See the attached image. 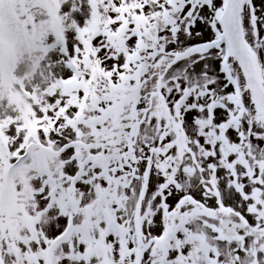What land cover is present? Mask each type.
I'll return each mask as SVG.
<instances>
[{
  "label": "snow or ice",
  "instance_id": "6c2138e0",
  "mask_svg": "<svg viewBox=\"0 0 264 264\" xmlns=\"http://www.w3.org/2000/svg\"><path fill=\"white\" fill-rule=\"evenodd\" d=\"M11 2L55 43L0 82V264H264V0Z\"/></svg>",
  "mask_w": 264,
  "mask_h": 264
},
{
  "label": "clouds",
  "instance_id": "9594fccd",
  "mask_svg": "<svg viewBox=\"0 0 264 264\" xmlns=\"http://www.w3.org/2000/svg\"><path fill=\"white\" fill-rule=\"evenodd\" d=\"M18 3H12L11 0H4L2 8L4 12L3 22L0 23V65H3L4 74L2 82L5 87L9 82L8 68L14 66L12 75L17 77L23 76L26 72H31L32 64L35 59L41 55L39 37L44 35L43 43L46 44L47 38L50 34L49 25L40 24V20H49L46 12L43 15H37V27L35 33L31 25L25 30L24 25L18 24L10 19L9 14L13 9L19 10ZM40 10L33 9V12ZM61 14V13H60ZM62 15V14H61ZM36 39H33V37ZM45 64H41L44 68ZM39 69H37V73ZM55 77H50L49 80H42L39 75L34 77L32 83L46 85L51 83Z\"/></svg>",
  "mask_w": 264,
  "mask_h": 264
},
{
  "label": "rangeland",
  "instance_id": "374dc122",
  "mask_svg": "<svg viewBox=\"0 0 264 264\" xmlns=\"http://www.w3.org/2000/svg\"><path fill=\"white\" fill-rule=\"evenodd\" d=\"M60 13L68 17V22L75 20L77 24L83 26L85 22L90 19L91 16V6L88 3V0H61ZM75 33L72 29H66V36L69 38V43H71L72 37ZM55 36L53 33H50L46 44H54ZM60 45H57L55 48H51L45 58V61H42V64L51 63L53 67L59 66L58 62L62 59H66L64 53L60 51ZM65 74H71V70L64 67Z\"/></svg>",
  "mask_w": 264,
  "mask_h": 264
}]
</instances>
